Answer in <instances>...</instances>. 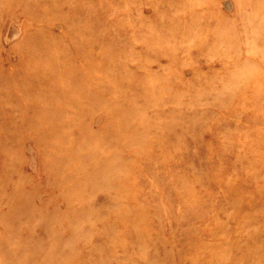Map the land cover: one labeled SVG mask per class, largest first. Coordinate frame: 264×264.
<instances>
[{
	"label": "rangeland",
	"instance_id": "obj_1",
	"mask_svg": "<svg viewBox=\"0 0 264 264\" xmlns=\"http://www.w3.org/2000/svg\"><path fill=\"white\" fill-rule=\"evenodd\" d=\"M0 264H264V0H0Z\"/></svg>",
	"mask_w": 264,
	"mask_h": 264
},
{
	"label": "bare ground",
	"instance_id": "obj_2",
	"mask_svg": "<svg viewBox=\"0 0 264 264\" xmlns=\"http://www.w3.org/2000/svg\"><path fill=\"white\" fill-rule=\"evenodd\" d=\"M69 83H70V81H69Z\"/></svg>",
	"mask_w": 264,
	"mask_h": 264
}]
</instances>
